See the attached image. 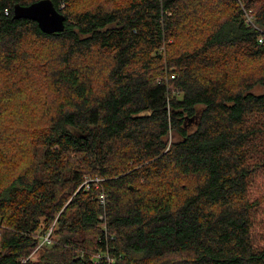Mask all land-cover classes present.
I'll list each match as a JSON object with an SVG mask.
<instances>
[{
  "label": "trees",
  "instance_id": "trees-1",
  "mask_svg": "<svg viewBox=\"0 0 264 264\" xmlns=\"http://www.w3.org/2000/svg\"><path fill=\"white\" fill-rule=\"evenodd\" d=\"M38 1L0 0V264H264V0Z\"/></svg>",
  "mask_w": 264,
  "mask_h": 264
},
{
  "label": "water",
  "instance_id": "water-1",
  "mask_svg": "<svg viewBox=\"0 0 264 264\" xmlns=\"http://www.w3.org/2000/svg\"><path fill=\"white\" fill-rule=\"evenodd\" d=\"M14 19H28L37 23L42 33L52 34L64 29V16L54 7L50 0H39L28 6L15 5Z\"/></svg>",
  "mask_w": 264,
  "mask_h": 264
},
{
  "label": "rangeland",
  "instance_id": "rangeland-1",
  "mask_svg": "<svg viewBox=\"0 0 264 264\" xmlns=\"http://www.w3.org/2000/svg\"><path fill=\"white\" fill-rule=\"evenodd\" d=\"M246 15H250V16L253 18V20H254V24H255V15H254L253 13H251V12H245V13H244V18H243V19H245V16H246ZM244 22H245V21H244ZM255 26H256V24H255ZM251 92L254 93V94H257V95H259V94H264V89H263L262 87H260V86H256V87H254V88L251 90ZM168 139H169V142H170V144H171V142L173 141L172 136L169 135ZM167 147H168V144H167ZM166 149H167V148H166ZM101 181H102V179H101V178H98V177H85L80 187H82L83 185H87V186H88V185H91V186H95V187H94V189H95L96 187H99V186H100ZM100 203H101L102 205H104V203H105V199H104L103 196L100 197ZM49 229L52 230V240H58V239H59V236H58L57 234L54 233V231H55V229H56V223H55V220L52 222V224L50 225ZM49 229H48V230H49ZM40 242H41V241H40ZM40 242H39V246H38V248L41 247V246H40V245H41ZM35 253H36V252H34V253L32 254V256H36V255L38 254V253H36V254H35Z\"/></svg>",
  "mask_w": 264,
  "mask_h": 264
},
{
  "label": "built area",
  "instance_id": "built-area-1",
  "mask_svg": "<svg viewBox=\"0 0 264 264\" xmlns=\"http://www.w3.org/2000/svg\"><path fill=\"white\" fill-rule=\"evenodd\" d=\"M244 21H245V24L246 25L252 26V27H254V28L257 29V26H255L254 20H253V18L250 15H246ZM258 42L259 43L262 42V36H260L258 38ZM171 78H173V76ZM169 145H170V142H168V147H169ZM168 147H167V149H168ZM85 186L88 188L87 185H85ZM51 242H52V230L49 229L43 236H41V242H40L41 245L40 246L50 245ZM104 260L105 261H108L110 263L112 262V259H110L109 256H108V254H106V253H104V254H97L95 256V258H94V261L95 262H100V261H104Z\"/></svg>",
  "mask_w": 264,
  "mask_h": 264
}]
</instances>
